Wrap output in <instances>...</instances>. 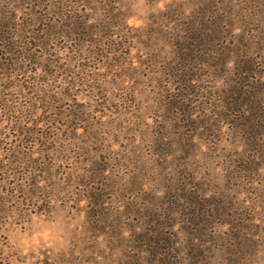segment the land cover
I'll use <instances>...</instances> for the list:
<instances>
[{
    "label": "rangeland",
    "instance_id": "374dc122",
    "mask_svg": "<svg viewBox=\"0 0 264 264\" xmlns=\"http://www.w3.org/2000/svg\"><path fill=\"white\" fill-rule=\"evenodd\" d=\"M26 3H31L28 8L42 4L37 10L49 14L46 0ZM23 5L25 8L24 2L19 4ZM110 8L113 13L100 11L92 16L118 27L121 54L110 55V66L101 62V56L109 55L107 51L97 56L99 62L85 61L87 85L81 79H66L73 82V88L68 99L56 106L71 117L54 110L44 112L29 90L4 92L11 95L14 105L30 104L32 108L9 117L0 110V122L5 119L0 125L5 148L0 162L12 160L10 149L28 156L21 173L0 170V264H136L140 254L134 234L145 226V215L155 205L154 193L161 196L169 189L173 193L187 182L204 185L232 201L227 218L242 228V240L232 238L234 246L227 254L218 250L208 253L206 263L264 264V161L255 157V163L262 166L256 175L231 173L234 153L245 150L243 145L236 148L237 134L226 125L224 132H202L187 126L188 119L202 121L211 113L207 104L223 84L222 78L201 77L208 70L197 71L196 93L187 96L175 83L170 86L173 80L167 70L175 55L173 44L179 35H186V28L195 26L210 28L218 48L233 47L238 41L262 76L264 0H115ZM55 43L49 50L69 65V56L75 58L71 44L61 37ZM28 69L18 75L20 82L48 81L35 66ZM250 76L257 79L254 71ZM17 78L9 86L17 83ZM255 79L249 83L251 91ZM261 82L264 86V79ZM50 83L52 91L63 88L59 82ZM64 87L63 91L68 90ZM183 96L187 107H174L173 99L182 100ZM260 98L264 102V91ZM258 114L259 120L255 118ZM19 121L35 134L19 137ZM250 122L251 126L263 124L260 135L253 128L246 131L250 142L260 140V149L255 152L249 146L246 151L260 156L264 153V106L250 111ZM95 158L106 160L109 168L97 177L107 181L102 184L91 182ZM32 160L36 162L31 164ZM186 177L194 180L186 182ZM32 178L39 180L38 203L28 200ZM173 179H180L179 185ZM93 188L103 193L98 208L89 197ZM95 210L100 212L105 234L94 229ZM212 245L220 247L218 242Z\"/></svg>",
    "mask_w": 264,
    "mask_h": 264
},
{
    "label": "trees",
    "instance_id": "16d2710c",
    "mask_svg": "<svg viewBox=\"0 0 264 264\" xmlns=\"http://www.w3.org/2000/svg\"><path fill=\"white\" fill-rule=\"evenodd\" d=\"M26 1L28 0H0V110L7 117L23 115L30 111L32 105H14L11 95H4L5 91L29 90L31 96H34L35 103L43 105L44 112L54 110L71 117L67 111H61L59 106H56V102L68 99L70 96L68 91L73 88V82L66 79L74 82L81 79L82 84L87 85L88 76L85 71L88 64L85 61H98L97 56L107 51L109 55L101 56V62L104 64L106 61L108 64L110 55L121 54L122 43L118 40L116 31L118 27L99 16L97 18L92 16L93 13L97 14L100 11L108 13L114 11V8L110 7L115 0H46L49 14L37 10L42 4H34L28 8L31 3ZM23 2L26 4L25 8L23 5L24 9L19 6ZM219 30L218 34L222 33L220 27ZM210 31V28L198 29L190 26L184 32L185 36L179 35L177 42L173 44L175 55L167 65L169 77L173 80L169 84L172 86L175 83L179 92L191 96L196 93L195 87L199 82L196 78L199 74L197 71L208 70L207 74L200 73L201 77L223 79V84L218 86L214 95L209 98L211 104H207L209 105L207 107L212 110L211 113L205 114L202 121H198V118L188 119L187 126L202 132L215 130L224 132L223 126L226 125L229 130L237 134L236 148L240 145L245 146V150L234 153L235 165L229 170L231 173H243L244 176L251 173L256 175L260 173L262 166L255 163V157L264 161V153L260 156L248 155L249 152L246 150L249 146H253L252 151L255 152L260 149V140L250 142L246 131L253 128L257 135L262 133V123L258 122L251 126L250 111H256L264 106L260 98V93L264 91L261 82L264 74L261 76V73H258L255 61L248 58L247 50L240 46L238 41L233 47L220 45L218 48L212 41ZM57 37L71 44L75 58L71 60L69 56V65L61 63L57 55L49 50L51 44L57 45L55 43ZM241 40L244 42V39ZM72 61L75 63L72 64ZM74 64L76 66L71 70ZM31 65L35 66L36 70L42 71L48 77V81L40 84L20 82L18 75L28 72ZM252 71L256 73L257 79L250 76ZM16 78L18 82L9 86L8 83ZM254 79L256 85L251 91L252 87L249 83H253ZM50 82H59L63 85H61L62 89L65 85L68 90L52 91L53 85ZM181 98L183 99L177 97L173 99L174 107L183 109L187 107L184 96ZM78 113L84 115L83 110ZM189 114H191L189 117H193L192 113ZM82 118L78 119L82 120ZM255 118L259 120L260 114L255 115ZM4 120L0 125L4 124ZM16 125L19 137L25 138L35 134L34 131L22 127L21 121L16 122ZM10 150L8 153L12 160L10 159L11 161L6 164L0 162V170L4 171L3 169L6 168L11 175H16V172L21 173L26 164L25 158L28 156L20 150ZM4 151V134L0 131V155H3ZM35 162L32 160L31 164ZM91 164L96 166V169L91 171L95 176L91 182L102 184L106 180L97 177L105 174L109 169L106 160L95 158ZM160 165L164 163L161 162ZM190 179L194 180L193 177L185 178L186 182ZM32 181L30 185L33 190L31 194L28 193V200L38 203L39 180L32 178ZM179 181L180 179L172 180L177 185ZM190 184L191 182L182 184L183 187L174 189V194L170 189L161 196L154 193L155 205L145 215V226L134 234L133 242L139 246L140 254L136 264H207L208 253L218 250L227 254L226 251L234 246L230 242L232 238L242 240L243 235H239L242 228L234 225L235 220L227 218L232 208V201L225 200L223 194L212 192L204 185ZM155 190L158 193V190ZM92 192L89 196L90 200L92 199L93 204L98 208L103 200L102 190L93 188ZM92 215L97 221L96 224L93 223L94 229L105 234V226L99 219V210H95ZM225 226L229 229L222 230ZM239 241L237 244H242ZM215 242L220 245L218 249L212 245Z\"/></svg>",
    "mask_w": 264,
    "mask_h": 264
}]
</instances>
